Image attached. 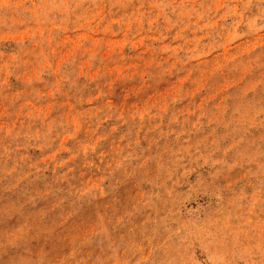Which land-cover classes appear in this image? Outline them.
Segmentation results:
<instances>
[{
    "label": "rangeland",
    "instance_id": "1",
    "mask_svg": "<svg viewBox=\"0 0 264 264\" xmlns=\"http://www.w3.org/2000/svg\"><path fill=\"white\" fill-rule=\"evenodd\" d=\"M0 264H264V0H0Z\"/></svg>",
    "mask_w": 264,
    "mask_h": 264
}]
</instances>
